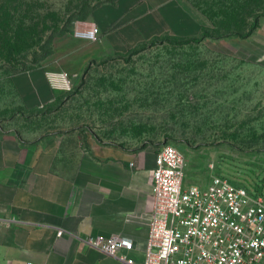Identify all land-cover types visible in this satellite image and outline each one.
Instances as JSON below:
<instances>
[{"label": "rangeland", "instance_id": "1", "mask_svg": "<svg viewBox=\"0 0 264 264\" xmlns=\"http://www.w3.org/2000/svg\"><path fill=\"white\" fill-rule=\"evenodd\" d=\"M87 1L95 8L103 0ZM84 2L0 1V136L28 146L56 141L54 168L70 176L95 144L137 149L172 144L186 153L192 172L184 186L200 184V175L214 163V171L259 189L264 181V0L227 1L234 18L244 5L262 7L245 38H216L218 32L211 31L202 42L152 43L153 37L127 46L118 35L120 44H112L115 35L106 31L104 47L98 38L76 35L78 25L92 21L93 8ZM195 9L202 25L211 26ZM94 17L107 26L114 8ZM159 18L150 30L166 31L161 35L197 41L202 34L203 26L197 32L190 15ZM109 43L117 49L110 51ZM14 46L23 51L12 54ZM63 75L70 88L60 85Z\"/></svg>", "mask_w": 264, "mask_h": 264}, {"label": "crops", "instance_id": "2", "mask_svg": "<svg viewBox=\"0 0 264 264\" xmlns=\"http://www.w3.org/2000/svg\"><path fill=\"white\" fill-rule=\"evenodd\" d=\"M108 7L114 8V17L106 26L94 16ZM195 10L188 0H116L97 7L91 22L98 26L103 47L106 31L115 35L112 44L119 45L122 37L130 46L166 33L150 30L165 13L190 15L198 32L204 25ZM109 48L117 49L110 43ZM57 153L54 140L28 146L0 136V264H128L87 245L86 238L95 235L131 239L133 248L121 253L142 263L156 147L95 144L72 176L54 168Z\"/></svg>", "mask_w": 264, "mask_h": 264}, {"label": "built area", "instance_id": "3", "mask_svg": "<svg viewBox=\"0 0 264 264\" xmlns=\"http://www.w3.org/2000/svg\"><path fill=\"white\" fill-rule=\"evenodd\" d=\"M98 32L97 24L90 22L78 25L76 35L91 41ZM62 77L60 85L70 88L68 77ZM187 166L186 153L177 146L157 149L153 210L146 257L140 264H264V181L259 189L234 183L210 163L214 172L204 182L184 186ZM85 242L134 264L121 253L133 248L129 238L95 235Z\"/></svg>", "mask_w": 264, "mask_h": 264}, {"label": "trees", "instance_id": "4", "mask_svg": "<svg viewBox=\"0 0 264 264\" xmlns=\"http://www.w3.org/2000/svg\"><path fill=\"white\" fill-rule=\"evenodd\" d=\"M0 1H6V0H0ZM104 1L105 0L100 1L98 3L99 5L95 6V8H93L94 6H91V3H89L87 0H85L84 4L87 5L88 7H92L93 9L92 8L91 9L94 11L100 5L105 3H115L116 0H106L105 2ZM188 1L194 7H196L198 10L201 11V13L211 22V26L210 25L203 26L202 34L197 41H195L194 39H187L184 36L165 34L154 37L152 43H157L158 39H159L158 42L163 44L168 43V44H177V45L187 44L191 42L193 43L202 42L204 39L212 37V33H210L211 31L218 32L216 38H224V37L237 36V35L245 38L251 34L252 29L258 23L259 17L263 15L261 13L262 7L257 5L256 6L244 5L238 10L237 18H234L233 15L235 14V10L227 5L228 0H188ZM225 10H228L227 14L224 13ZM0 13H1L0 15V28H1L3 24L2 21H3L4 12L0 11ZM22 51L23 50L19 46H14L13 49L11 50V53L19 54ZM188 168L189 167L187 166V173L191 175L192 172ZM215 170L217 174L223 175L219 172L218 168ZM208 172L210 173L209 163L206 166V170L203 173L204 175H207ZM202 174L199 177L200 182H204L209 177V174L206 177H204ZM223 176L226 177L225 175ZM230 180L233 181L234 183H238L250 187V185L248 184L240 183L232 179Z\"/></svg>", "mask_w": 264, "mask_h": 264}]
</instances>
